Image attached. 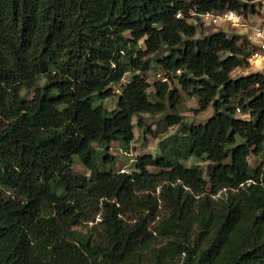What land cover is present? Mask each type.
I'll return each mask as SVG.
<instances>
[{"label":"trees","instance_id":"1","mask_svg":"<svg viewBox=\"0 0 264 264\" xmlns=\"http://www.w3.org/2000/svg\"><path fill=\"white\" fill-rule=\"evenodd\" d=\"M253 1L0 0V264H264V74L233 77L248 42L193 21ZM172 77L212 116L167 113L159 155L115 170Z\"/></svg>","mask_w":264,"mask_h":264},{"label":"rangeland","instance_id":"2","mask_svg":"<svg viewBox=\"0 0 264 264\" xmlns=\"http://www.w3.org/2000/svg\"><path fill=\"white\" fill-rule=\"evenodd\" d=\"M190 1V0H186ZM193 21L195 23H202L203 26L199 27L198 29V37L207 35L210 32L223 30L225 31L228 36L232 35H248L250 33L249 26L244 27H233L229 22H213V18L211 16L201 15V16H194ZM142 44V43H141ZM261 70V68L256 67L255 64L250 62L249 67H239L232 72L233 77H239L243 75H247L250 73H254ZM137 71H130L126 73L123 79L114 84L113 91L114 95L106 98L100 99L98 102H102L104 106H106L110 111L119 108L118 106V96L122 91V88L128 83V81L132 78L134 73ZM158 68H152L148 70L145 74L142 73L143 77H145L151 83H155L156 81L166 80L164 74L161 73V76L158 74ZM172 86L177 89L180 93V100L179 103L176 104V108L170 104V102L166 99L165 103V111L162 113H147L142 115L143 119V126L138 125V118H134V132L135 138L131 142L129 149L126 150L123 148L118 141L112 143L109 148V153L115 156V170L117 171H131L134 168V160L137 156L145 155V154H152V155H159V142L167 137L170 134H173L177 129L178 126L169 127L167 130L163 131L162 121L163 117L167 113L177 112L182 115L187 125L191 124H198L206 122L213 114V108L209 107L205 111H200L199 108V101L198 97L195 93L191 91H187L179 85L178 80L176 77H172ZM32 90L25 91L27 96H32ZM146 129H151V131L147 132ZM262 163V175L264 176V157H252L251 158V165L252 167H257ZM74 169L78 173L82 174H90L89 170L83 165V163L77 159L74 164ZM154 170V169H153ZM99 221V217L96 218L95 222H87L85 225L78 227L79 229L86 230L87 225L92 226L96 222Z\"/></svg>","mask_w":264,"mask_h":264},{"label":"built area","instance_id":"3","mask_svg":"<svg viewBox=\"0 0 264 264\" xmlns=\"http://www.w3.org/2000/svg\"><path fill=\"white\" fill-rule=\"evenodd\" d=\"M253 4L254 9H250L248 12L228 10L223 13H206L203 16H211L214 23L229 22L233 27L248 25L250 33L241 37L250 46L249 61L255 64L256 67L261 68L257 72L264 74V0H254ZM180 16L181 13L178 14V17ZM158 75L161 76V73Z\"/></svg>","mask_w":264,"mask_h":264}]
</instances>
